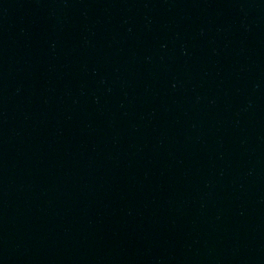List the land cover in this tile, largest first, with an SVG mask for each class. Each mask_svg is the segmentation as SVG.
I'll return each mask as SVG.
<instances>
[{
	"label": "water",
	"instance_id": "obj_1",
	"mask_svg": "<svg viewBox=\"0 0 264 264\" xmlns=\"http://www.w3.org/2000/svg\"><path fill=\"white\" fill-rule=\"evenodd\" d=\"M0 264H264V0H0Z\"/></svg>",
	"mask_w": 264,
	"mask_h": 264
}]
</instances>
